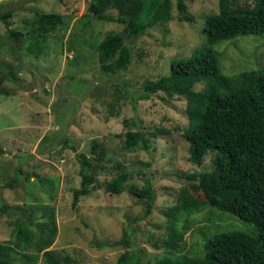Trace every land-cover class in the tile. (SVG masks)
<instances>
[{"label":"rangeland","instance_id":"rangeland-1","mask_svg":"<svg viewBox=\"0 0 264 264\" xmlns=\"http://www.w3.org/2000/svg\"><path fill=\"white\" fill-rule=\"evenodd\" d=\"M167 1L168 16L156 17L143 35L132 38L125 29L132 17L115 10L93 17L88 0H0V8L11 12L7 24L0 22V244L13 241V222L22 218L32 222L34 241L43 238L41 222L51 215L56 234L48 249L75 264H116L119 256L129 258L135 251L137 264L161 259L177 264L201 257L203 240L213 234H252L250 224L207 206L191 188L187 175L211 170L213 153H206L199 166L188 162L184 97L138 96L146 83L167 75L172 60L195 50L216 54L225 75L264 72V36L208 47L205 19L217 13V0ZM252 7L253 0H230L231 10ZM33 12L57 14L61 23L37 38L27 25ZM106 35L121 38L108 73L99 69L94 50ZM122 47L130 50L131 62L118 71ZM201 89L196 84L192 90ZM135 131L146 147L123 145V135ZM75 153L89 158L99 187L72 206L80 179ZM118 173L128 175L129 188L119 195L104 193L102 183ZM143 186L153 193L147 215L145 199L129 192ZM170 208L174 215H167ZM123 232L132 247L119 244ZM169 238L172 249L164 245ZM8 262L45 264L42 251L21 247L9 250Z\"/></svg>","mask_w":264,"mask_h":264},{"label":"trees","instance_id":"trees-1","mask_svg":"<svg viewBox=\"0 0 264 264\" xmlns=\"http://www.w3.org/2000/svg\"><path fill=\"white\" fill-rule=\"evenodd\" d=\"M167 0H88L87 12L97 17L107 10L132 17L125 26L126 34L136 38L144 34L156 17L168 16ZM230 0H217V13L205 19V44L213 47L219 42L245 36H264V0H253L252 8L231 10ZM176 8L182 11L183 5L177 1ZM27 22L35 37L53 32L61 23L57 14H38ZM11 17L9 10L0 8V22L7 24ZM186 17H182V21ZM8 35L17 36L16 33ZM121 45L117 35H106L94 47L99 69L108 73L111 69L109 59L114 49ZM131 62V53L122 47L115 61L118 71H124ZM12 78V73H9ZM202 85L200 91L193 86ZM161 92L167 98L184 97V112L187 125L182 137L187 143V160L199 166L206 153L212 152L213 168L208 172L191 173L187 179L193 182L191 188L199 192L207 206L218 212L228 213L238 220L252 226V234L239 231H223L203 240L201 257L183 259L177 264H264V72L246 70L234 75L220 71L216 54L208 50H195L186 58L172 60L167 75L143 86L138 99ZM113 116L112 111L108 112ZM137 143L146 147L143 135L126 132L123 135L125 147ZM63 144L73 148L63 140ZM93 148H91V151ZM74 152V150H73ZM78 164V187L72 191L71 205H76L80 197L86 196L95 186V173L89 158L75 153ZM128 175L115 174L102 183L104 193L119 195L126 188ZM129 192L145 199L144 214H148L153 200L149 186L131 188ZM0 210L3 208L0 206ZM174 215V209L167 210ZM44 217V214L41 215ZM29 219L14 220L16 229L14 239L9 245L0 244V264H9L8 252L12 248L42 251L45 264H75V261L59 252L49 250L55 239V225L51 215L41 222L43 238L33 239ZM123 232L119 244L132 247ZM176 239H179L177 236ZM169 243H171L169 246ZM165 247L172 249L174 241H165ZM116 264H137L136 251L126 258L118 257ZM145 264H174L168 259Z\"/></svg>","mask_w":264,"mask_h":264},{"label":"water","instance_id":"water-1","mask_svg":"<svg viewBox=\"0 0 264 264\" xmlns=\"http://www.w3.org/2000/svg\"><path fill=\"white\" fill-rule=\"evenodd\" d=\"M20 89L23 91H29L30 90V88L28 86H23Z\"/></svg>","mask_w":264,"mask_h":264}]
</instances>
